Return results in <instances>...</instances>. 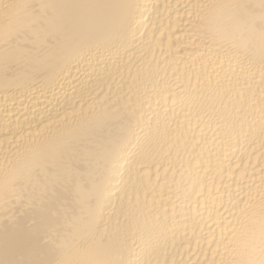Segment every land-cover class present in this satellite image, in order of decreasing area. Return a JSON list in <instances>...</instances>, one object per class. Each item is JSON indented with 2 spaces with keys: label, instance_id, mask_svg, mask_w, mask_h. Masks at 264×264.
I'll return each mask as SVG.
<instances>
[{
  "label": "bare ground",
  "instance_id": "obj_1",
  "mask_svg": "<svg viewBox=\"0 0 264 264\" xmlns=\"http://www.w3.org/2000/svg\"><path fill=\"white\" fill-rule=\"evenodd\" d=\"M0 264H264V0H0Z\"/></svg>",
  "mask_w": 264,
  "mask_h": 264
}]
</instances>
